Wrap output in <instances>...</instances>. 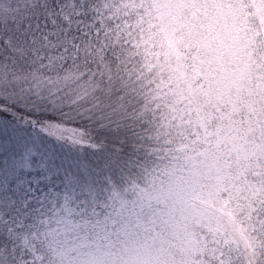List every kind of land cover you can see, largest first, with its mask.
I'll return each mask as SVG.
<instances>
[{"label":"snow or ice","instance_id":"snow-or-ice-1","mask_svg":"<svg viewBox=\"0 0 264 264\" xmlns=\"http://www.w3.org/2000/svg\"><path fill=\"white\" fill-rule=\"evenodd\" d=\"M0 264H264V0H0Z\"/></svg>","mask_w":264,"mask_h":264}]
</instances>
